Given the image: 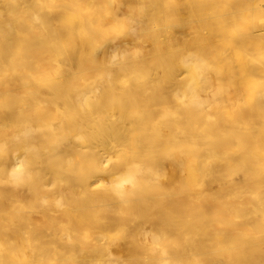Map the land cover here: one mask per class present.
Listing matches in <instances>:
<instances>
[{
	"label": "bare ground",
	"instance_id": "1",
	"mask_svg": "<svg viewBox=\"0 0 264 264\" xmlns=\"http://www.w3.org/2000/svg\"><path fill=\"white\" fill-rule=\"evenodd\" d=\"M189 1L0 0V264H264V0Z\"/></svg>",
	"mask_w": 264,
	"mask_h": 264
},
{
	"label": "rangeland",
	"instance_id": "2",
	"mask_svg": "<svg viewBox=\"0 0 264 264\" xmlns=\"http://www.w3.org/2000/svg\"><path fill=\"white\" fill-rule=\"evenodd\" d=\"M189 0H177V2L179 3V8H180V10L182 11L183 10V6H184V4H185V6H187L188 4H187V2H188ZM192 1H194V0H192ZM196 1V0H195ZM195 1H194V3H195ZM257 1V0H256ZM190 2V4H192L191 3V0L189 1ZM183 3V4H182ZM182 5V6H181ZM184 6V7H185ZM189 16H187V17H185L186 18V20H184L183 21V18H184V16L182 17H180V19H178L177 18V21H173L174 19H172V18H169V20L167 21V19H166V21L167 22H165V23H167V25L166 26H168L169 27V29H173L175 26H174V24L173 23H175V25L177 26V29H179V27L181 28V30H182V28H185V26L187 25V24H189L190 23V25H192L195 21H196V18H195V16H190L189 18H188ZM184 18V19H185ZM187 19H188V21H187ZM195 19V20H194ZM171 20V21H170ZM176 20V19H175ZM179 20H181V21H179ZM170 21V22H169ZM194 21V22H193ZM187 22V24H185ZM197 22V21H196ZM184 24V25H183ZM140 26V30L141 31H145L146 30V28H148L149 27V25H145V23H142L141 25H139ZM172 26V27H171ZM186 29V28H185ZM185 29H183L182 30V34H179V37H180V35H186V37H188V35H187V33L189 32V29H188V32H187V30H185ZM183 36H182V39H183ZM186 37H184L185 38V40L183 39L181 42L183 43V44H185V43H188L189 41H188V38H186ZM117 39H119L118 37H116ZM116 38H114V39H111V41L113 40V41H117L116 40ZM187 40V41H186ZM184 41H186V42H184ZM136 48V47H135ZM135 48H133V49H131V50H129V53H128V56H129V54H131V56L132 57H134L135 56V54H139V53H137V50H135ZM130 51H131V53H130ZM134 55V56H133ZM117 63V62H116ZM116 63H114V65L116 64ZM112 65H113V63H111ZM165 109H166V107H165ZM172 109V106H169L166 110H168V111H170ZM163 110V109H162ZM161 109H159V110H156V111H158V113H156V115L158 114H161V111H162ZM187 110V109H186ZM186 110H184L183 109V111H186ZM122 111V110H121ZM178 111H181L180 109L178 110ZM191 112H192V110H190ZM164 112H166L165 114L167 115H165V114H163V115H165V116H163V115H161L162 117H159L158 119H160V121H164V120H166V121H169V120H173V119H175L174 117L172 118L171 117V115L173 116V114H172V112H175L174 110H172V112H167V111H165L164 110ZM103 114H106V112H102ZM187 113V112H186ZM123 115H124V112H123ZM122 115V121L124 122V120H127L126 118H128L127 117V115H124V116H126L125 118H124V116ZM155 115V116H156ZM33 115H31L30 116V118L33 120V117H32ZM107 116L109 117L110 115L109 114H107ZM48 118H49V116H47ZM108 117H103V118H105V122L107 121L108 122V120H106V119H109ZM103 118H101L102 120H103ZM112 118V117H111ZM110 118V119H111ZM115 118V117H114ZM154 118V117H153ZM157 118V117H156ZM100 119V120H101ZM113 119V118H112ZM47 118H46V120H45V122H47ZM101 120V121H102ZM100 121V122H101ZM155 121V120H154ZM159 120H158V122H159V124L160 123H162V122H160ZM165 121V122H166ZM105 122H103V123H105ZM106 122V123H107ZM130 122V120H129V118H128V120L127 121H125L123 124H128V125H126V127H125V129L126 128H128V126H129V123ZM50 123V122H49ZM49 123H47V124H49ZM72 123V122H71ZM96 123V122H95ZM105 123V124H106ZM133 123H134V121H133ZM51 124H53V123H51ZM76 124V123H75ZM98 124V123H97ZM97 124H95V125H97ZM100 124V123H99ZM98 124V125H99ZM108 124V123H107ZM106 124V125H107ZM110 124V123H109ZM44 125H46V124H44ZM72 125H74V124H72ZM86 124H84V127L83 128H87V129H90L91 130V127H90V125L89 126H85ZM133 125V124H132ZM139 125V124H138ZM137 125V126H138ZM48 126V125H47ZM47 126H45V127H47ZM49 126H51V125H49ZM92 126V125H91ZM102 126V125H101ZM104 126V125H103ZM108 127L109 126H111V125H107ZM135 126H136V124H134V127H133V129H135ZM136 126V127H137ZM150 126H152V125H150ZM149 126V127H150ZM154 126V125H153ZM158 126V125H157ZM73 127V126H72ZM100 127V125L97 127V128H99ZM106 127V126H105ZM104 127V128H105ZM119 125H117L115 128H116V130L118 129H121V128H124V126L123 127H120ZM130 127V126H129ZM132 127V126H131ZM130 127V128H131ZM94 128L97 130V128L94 126ZM93 128V129H94ZM101 128V127H100ZM99 128V129H100ZM103 128V130L105 131H107V127L104 129ZM138 128H139V126L136 128L137 129V131H138ZM140 128H141V126H140ZM144 128V127H143ZM143 128H141V129H139V130H142V131H144L145 130V128H147L146 126H145V128H144V130H143ZM154 127H152V131H157V127L155 126V128L153 129ZM94 129V131H96ZM151 128H148V129H146L147 130V133H149L148 132V130H150ZM101 130H102V128L100 129V132H99V134L101 133ZM102 130V131H103ZM116 130H112V131H110V128H108V131H110V132H114L115 133V131ZM124 130V129H123ZM122 129H121V131H123ZM128 129H126V131H127ZM145 130V131H146ZM93 131V132H94ZM98 131V130H97ZM120 131V130H119ZM120 131V132H121ZM126 131H124V133L126 132ZM133 131H135V130H133ZM9 132V131H8ZM118 132V131H117ZM116 132V133H117ZM120 132H118V134L120 133ZM136 132V131H135ZM122 133V132H121ZM134 133V132H133ZM140 132L138 131V132H136V134H139ZM146 133V132H145ZM144 133V134H145ZM108 134H110L109 132H108ZM101 135V134H100ZM115 135H117V134H115ZM109 136V137H108ZM113 136V135H112ZM112 136H110V135H107L106 137H105V140L107 139V137L108 138H112ZM101 137V136H100ZM103 137V136H102ZM52 151H54V149L52 150ZM114 161H119L118 160V158L115 160V158L114 157H110L107 161H105V162H103V166H102V169L103 170H105V169H109V170H111V167L113 166V162ZM123 175H125V174H123ZM229 176L228 177H233L235 174L233 173H229L228 174ZM122 176V175H121ZM30 181H32V182H34L35 181V177H32V178H30L29 179ZM94 182H96V180L94 179L93 180ZM127 182H128V180H126V182H125V178H123L122 180H121V182H120V186L123 188L126 184H127ZM58 185H56V186H54V185H46L43 189L45 190V192H42V195H39V198L40 197H42V199H41V205L39 206V209H40V211H42L41 210V208H43V211L44 212H46V214L48 213V214H53V213H51L53 210H54V212L56 213L57 212V210H58V206H57V201H56V196H58L59 194H60V192H63V191H65V189H66V187L68 188L69 186H71V188H72V190L74 191V192H78L79 191V187L77 186V185H73V183H72V185L71 184H69V183H67V184H65V183H63V185L62 186H60V187H57ZM98 183H95V184H93L92 186H90V191L92 190V192H94L93 190H97L98 189ZM126 187H127V185H126ZM125 187V188H126ZM206 186H205V183L204 182H202V180H201V178L199 177V178H195L194 180H191V182H184V181H179L178 183H177V185H176V189H178V190H189V189H198V190H202V189H204ZM225 187V186H224ZM89 189V188H88ZM96 192V191H95ZM186 193V192H185ZM121 194V192L119 193V195ZM118 195V196H119ZM116 196L117 195H113V196H109V198L110 199H114V198H116ZM172 196H174V195H172ZM56 197V198H55ZM244 199L245 198V195H244V193H241V199ZM153 199V198H152ZM242 199V200H243ZM104 201H106V200H104ZM146 202H150V199H148V200H145ZM175 202V200H173V198H170L169 200H167V201H158V202H156V201H151V204H155V207L157 208V209H159V211L161 212V215H162V218H170L169 217V213L173 210V209H175L176 208V205L174 204V202ZM56 204H55V203ZM44 206H47V207H44ZM57 207V208H54V207ZM198 205H190V206H188V207H186V208H183L180 212H178V214H181L182 212H183V210L185 209V211H187L188 210V216L190 217V218H196L197 217V214H198V207H197ZM45 209V210H44ZM42 211V212H43ZM59 211V210H58ZM145 220L144 221H146V222H150V223H152V218H144ZM60 221H62L64 224L65 223H67V220H66V218H62V219H60ZM40 223V222H39ZM38 223V224H39ZM14 224H17V223H15V222H12V223H9V224H7V228L9 229V230H14L13 228H16V226L14 225ZM152 224H150L149 226H151ZM17 226H18V224H17ZM119 225L118 224H115L114 226H111L110 228H107L106 230H108V233H110V234H113V236L115 237V238H117V236L119 237L120 235H121V233H120V231L121 230H119V228L120 227H118ZM19 227V226H18ZM141 227H143V225H141L140 226V228ZM121 229V228H120ZM92 231L93 232H97L95 235L97 236V234H100V231H97V228L96 227H93L92 228ZM117 233V234H116ZM99 236V235H98ZM142 236H143V234H142ZM120 238V237H119ZM143 239V237L141 238V240ZM212 239V241L214 240L213 238H211ZM144 240V239H143ZM142 240V241H143ZM77 244V243H76ZM73 245H75V244H73ZM78 245V244H77ZM38 247H39V249L40 250H44L45 252H46V248L44 247V249H42L43 248V245L40 243V242H38ZM76 247V246H75ZM74 246H73V248H75ZM79 247V246H78ZM72 248V249H73ZM76 249V248H75ZM75 249H73L74 251H75ZM141 249H143V248H141ZM209 249H211V250H216V246H214V243L213 242H210V246H209ZM77 250H79L80 251V249L79 248H77L76 249V255H77V253H78V255H79V257H84L83 256V254H81V253H83L82 251L81 252H77ZM87 252V251H86ZM85 252V253H86ZM84 253V254H85ZM56 253L55 252H49V255H55ZM89 255V254H88ZM85 256H87V255H85ZM119 259H122V258H119ZM141 260H142V258H141Z\"/></svg>",
	"mask_w": 264,
	"mask_h": 264
}]
</instances>
